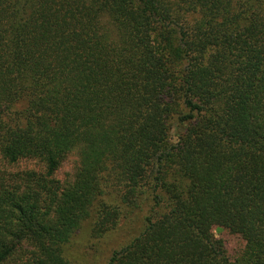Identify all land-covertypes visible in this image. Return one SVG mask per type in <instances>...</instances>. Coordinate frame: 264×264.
Returning <instances> with one entry per match:
<instances>
[{
  "label": "trees",
  "instance_id": "16d2710c",
  "mask_svg": "<svg viewBox=\"0 0 264 264\" xmlns=\"http://www.w3.org/2000/svg\"><path fill=\"white\" fill-rule=\"evenodd\" d=\"M0 162V264H264V0H0Z\"/></svg>",
  "mask_w": 264,
  "mask_h": 264
},
{
  "label": "rangeland",
  "instance_id": "374dc122",
  "mask_svg": "<svg viewBox=\"0 0 264 264\" xmlns=\"http://www.w3.org/2000/svg\"><path fill=\"white\" fill-rule=\"evenodd\" d=\"M20 169H23V167ZM68 175L69 171L66 167V169L60 171L57 178L63 183ZM112 196H108L106 199L109 204L114 206L116 205V199ZM142 217V212L128 214L120 220L116 229L95 239L91 237V223L87 221L73 237L70 246L75 264H107L111 251L126 244L135 235L133 233H136L135 231L138 228L141 229ZM214 235L217 238L224 237L228 241L229 248H234L236 241L227 237L222 231L216 230ZM11 264H17V260Z\"/></svg>",
  "mask_w": 264,
  "mask_h": 264
}]
</instances>
